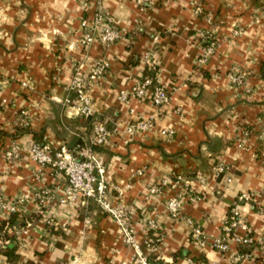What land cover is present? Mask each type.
I'll list each match as a JSON object with an SVG mask.
<instances>
[{
  "label": "crops",
  "instance_id": "obj_1",
  "mask_svg": "<svg viewBox=\"0 0 264 264\" xmlns=\"http://www.w3.org/2000/svg\"><path fill=\"white\" fill-rule=\"evenodd\" d=\"M97 12L110 18L122 38L103 44L93 31L95 41L82 47ZM207 30L216 44L200 66L207 46L200 32ZM103 60L109 66L89 92L90 120L103 122L111 136L95 150V160L106 180L119 187L116 204L131 213L142 254L157 264H229L233 256L240 257L239 264H264V219L252 202L239 206L252 244L239 246L228 236L229 251L221 254L198 247L190 237L194 228L209 239L222 235L235 200L241 194L258 199L264 191V0H144L141 5L94 0L88 7L80 0H0V197L8 205L25 200L17 229L5 230L14 241L0 232V249L15 247V264H137L118 224L94 202L59 204L64 177L49 169L38 172L29 155L36 140L54 147L74 138L81 145L89 141L85 127L71 124L80 117L64 101L73 98L74 71L88 72ZM151 68L169 94L162 109L128 96ZM234 71L245 75L242 86L230 81ZM20 112L28 123L15 127ZM139 120H150L151 130L128 133ZM244 129L249 136L239 143ZM18 130L23 131L15 134ZM166 130L171 137L161 134ZM14 143L22 152L18 161L8 162L3 154ZM219 164L225 169L215 176ZM173 175L181 177L179 188L148 193ZM39 186L58 192L43 207L32 199ZM176 197L180 216L173 218L166 204ZM7 217L0 212V223ZM149 222L158 232L147 233ZM147 234L155 241L154 253L144 245ZM0 264L13 263L0 254Z\"/></svg>",
  "mask_w": 264,
  "mask_h": 264
},
{
  "label": "built area",
  "instance_id": "obj_2",
  "mask_svg": "<svg viewBox=\"0 0 264 264\" xmlns=\"http://www.w3.org/2000/svg\"><path fill=\"white\" fill-rule=\"evenodd\" d=\"M84 7L93 4L94 0H80ZM138 4H143L144 0H135ZM250 3L258 0H247ZM207 24L211 25L212 20L206 19ZM83 26H87L86 21ZM87 32L83 34L81 46H88L95 41L93 31L97 32L98 40L103 44H113L121 40L122 35L120 30L113 24L110 18L103 12H97L93 17V24L87 27ZM200 38L207 42L204 48L203 55L199 59L200 66L204 65L209 57L212 55L216 41L212 36L211 31L200 32ZM109 64L103 60L95 64L88 72H84L79 67L72 75L70 91L73 93V98L66 99V105H72L77 111L80 118H88L93 115V106L89 97L91 88L100 82L106 74ZM154 71V68H151ZM243 75L241 72L234 71L230 76V81L238 86L243 85ZM132 99L140 101L149 99L152 106L156 109H162L169 102V94L165 88L160 85L153 86V81L150 78H143L142 81L136 84L130 94ZM127 94L120 95L121 100H126ZM25 112L18 114L17 123L15 127L27 125V117ZM14 127V128H15ZM151 130L150 120H139L128 128V133L134 134ZM162 135L171 137L170 130L162 131ZM111 136V131L103 122H95L92 134L89 141L83 145L76 144L72 150L66 144H60L57 147L50 143L32 142L29 148L30 159L38 168V172L45 169L51 170L54 174L62 175L65 179V187L63 195L59 197L58 202L61 205L80 206L88 199L93 200L96 206L104 213H106L112 220L118 224V232L122 242L129 246L134 252V260L137 264H149L148 257L142 254L139 244L134 238L133 229L130 223V215L123 206L116 204L117 198L121 196L118 186L109 183L104 176V168L98 166L95 160V150L107 144ZM247 132L239 131L237 141L243 143ZM22 148L19 144L14 143L10 148L5 150L3 156L8 162H16L19 160ZM224 166L219 164L216 166L214 175L219 176L224 171ZM140 175V170L135 172ZM181 185V177L173 175L171 179H162L154 184L149 190L150 195H159L164 189H177ZM116 193L115 197L112 194ZM57 190L51 191L45 186H39L32 195V199L39 207H43L55 195ZM188 196V193H184ZM112 196V197H111ZM256 199V196L249 194H241L235 202L230 206L229 216L226 224L222 228V235L209 239L199 228H194L191 233V240L200 248L209 247L221 254H226L229 251L227 244V237L231 236L232 241L237 245L252 244V239L248 234V222L240 213V203L252 202L258 208L259 215L264 219V191L261 192ZM114 198V199H113ZM196 199L195 197L190 200ZM115 200V202L113 201ZM25 204L24 199H18L12 204H5L4 199L0 197V212L7 214H20ZM166 208L171 217L176 218L180 216L178 198H172L167 201ZM7 217V218H8ZM7 220V219H6ZM48 223H50L48 221ZM147 230L158 232L159 227L154 222H149ZM242 230L245 232L243 237L235 235V231ZM162 237H159V240ZM144 245L151 252L154 253L157 247L153 246V241L147 234ZM261 256L264 260V239L260 242ZM240 257L233 256L229 260V264H239Z\"/></svg>",
  "mask_w": 264,
  "mask_h": 264
},
{
  "label": "trees",
  "instance_id": "obj_3",
  "mask_svg": "<svg viewBox=\"0 0 264 264\" xmlns=\"http://www.w3.org/2000/svg\"><path fill=\"white\" fill-rule=\"evenodd\" d=\"M144 78H150L153 81V86L157 85L155 70L151 71L149 69H145ZM71 124L85 127L92 134V129H93V126L95 124V121L94 120H88L87 118H80L77 121L72 122ZM21 131H23V130H18V131H16L15 134L19 135L21 133ZM36 142L42 143L38 140H36ZM79 145H81V144H79ZM87 201L93 202V200H91V199H88ZM18 217H19V214L13 213V214L9 215V217L6 221L0 223V232H4L2 237L4 240H8L10 243H12L14 241V236H8L5 233V230L7 228L17 229ZM153 246H155L154 240H153ZM15 251H16L15 247L5 246V248L0 249V254L6 256L8 261L15 264L18 260V256L15 254ZM148 263L149 264H156L155 258H153V259H151V257L148 258Z\"/></svg>",
  "mask_w": 264,
  "mask_h": 264
},
{
  "label": "water",
  "instance_id": "obj_4",
  "mask_svg": "<svg viewBox=\"0 0 264 264\" xmlns=\"http://www.w3.org/2000/svg\"><path fill=\"white\" fill-rule=\"evenodd\" d=\"M88 120L91 119V116L87 118ZM78 143V138H74L69 144H68V148L70 150H72L74 148V146Z\"/></svg>",
  "mask_w": 264,
  "mask_h": 264
},
{
  "label": "rangeland",
  "instance_id": "obj_5",
  "mask_svg": "<svg viewBox=\"0 0 264 264\" xmlns=\"http://www.w3.org/2000/svg\"><path fill=\"white\" fill-rule=\"evenodd\" d=\"M213 38H214V37H213ZM241 75L244 76V77H243V80H244V79H245V75H244L243 73H241ZM241 131H242V130H241ZM243 131H244V132H247L246 129H244ZM247 133H248V136H249V132H247ZM248 136H247V137H248ZM247 137H246V138H247ZM236 140H237V138H236ZM253 204H254V203H253ZM254 205H255V204H254ZM255 208H256V212L259 214V211H258V208H259V207H255ZM229 212H230V208H229V211H228V216H229ZM261 257H262V256H261ZM156 262H158V261H156ZM156 264H157V263H156Z\"/></svg>",
  "mask_w": 264,
  "mask_h": 264
}]
</instances>
